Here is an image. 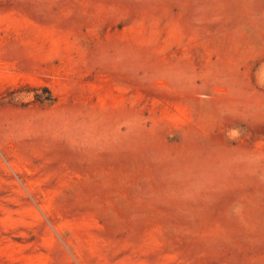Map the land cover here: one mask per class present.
<instances>
[{
	"label": "rangeland",
	"instance_id": "rangeland-1",
	"mask_svg": "<svg viewBox=\"0 0 264 264\" xmlns=\"http://www.w3.org/2000/svg\"><path fill=\"white\" fill-rule=\"evenodd\" d=\"M0 264H264V0H0Z\"/></svg>",
	"mask_w": 264,
	"mask_h": 264
}]
</instances>
